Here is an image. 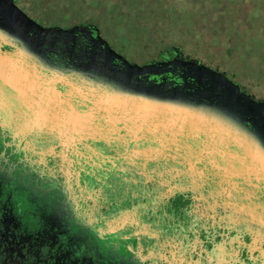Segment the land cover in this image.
Returning <instances> with one entry per match:
<instances>
[{
    "label": "flooded vegetation",
    "instance_id": "obj_1",
    "mask_svg": "<svg viewBox=\"0 0 264 264\" xmlns=\"http://www.w3.org/2000/svg\"><path fill=\"white\" fill-rule=\"evenodd\" d=\"M64 20L46 24L19 0H0V133L10 169L21 163L42 179L56 170L67 181L63 134L101 156L154 148L133 166L145 168V181L120 182V204L107 200L109 208L138 202L102 217L135 214L107 225L108 252L119 235L129 256L155 241L172 250L173 264H264V99L178 49L139 64L96 24ZM95 185L81 187L87 200ZM164 194L187 210L186 226L158 208Z\"/></svg>",
    "mask_w": 264,
    "mask_h": 264
},
{
    "label": "rangeland",
    "instance_id": "obj_2",
    "mask_svg": "<svg viewBox=\"0 0 264 264\" xmlns=\"http://www.w3.org/2000/svg\"><path fill=\"white\" fill-rule=\"evenodd\" d=\"M19 2L46 24L63 23L64 19L96 24L118 40L121 47L129 52L128 56L132 61L139 64L160 61L163 54H172L178 49L186 58L196 59L226 72L256 99H264V0ZM59 139L58 149L69 158L71 166V170L66 173V185L75 187L73 198L76 200V208L84 199L79 195V190L87 181H95L98 185L106 184L110 173L116 187L120 182L128 180L135 183L145 181L138 177L144 173L145 168L138 169L133 166L139 164L141 157L146 165L154 153V148L141 151L136 149L141 148L138 145L131 154L117 152L111 156H101L88 143L80 145L64 134ZM52 187H58V182L45 188ZM222 193L226 194L225 190ZM112 198L111 195H101L100 192L89 195V199L98 205H105L108 201L117 205L121 201L117 202ZM107 208L110 212L111 209ZM117 215L103 218V228H95L100 240L105 242L108 239L107 225L109 229H117L118 226L113 222L124 221L122 224L125 226L126 222L135 217L132 213ZM77 216V212L71 214V222L66 225L67 230H71L76 224Z\"/></svg>",
    "mask_w": 264,
    "mask_h": 264
},
{
    "label": "trees",
    "instance_id": "obj_3",
    "mask_svg": "<svg viewBox=\"0 0 264 264\" xmlns=\"http://www.w3.org/2000/svg\"><path fill=\"white\" fill-rule=\"evenodd\" d=\"M7 143L6 134L0 133V264H173L172 250L157 249L155 241L140 245L139 251L129 256L122 251L119 235H112L109 252L98 238L95 228H103L102 217L136 208L134 198L120 207L113 204L115 210L109 212L107 202L98 205L87 200L89 191L82 187L79 195L84 199L76 208L75 187L67 186L56 170H48L46 179L29 172L21 163L11 170ZM112 179L108 185L91 187L94 194L110 193L116 200L120 194ZM53 182H58V187L45 188ZM162 196L158 208L166 218L179 219L178 223L186 226L183 220L187 210L176 206L167 194ZM145 204L152 214L155 210L151 201ZM75 212L76 224L67 230L69 217ZM149 222L156 224L151 219Z\"/></svg>",
    "mask_w": 264,
    "mask_h": 264
},
{
    "label": "water",
    "instance_id": "obj_4",
    "mask_svg": "<svg viewBox=\"0 0 264 264\" xmlns=\"http://www.w3.org/2000/svg\"><path fill=\"white\" fill-rule=\"evenodd\" d=\"M168 107V106H167ZM170 108H172V107H170Z\"/></svg>",
    "mask_w": 264,
    "mask_h": 264
}]
</instances>
